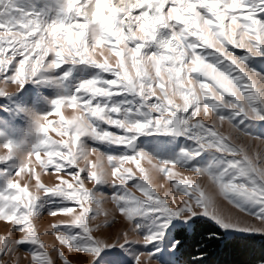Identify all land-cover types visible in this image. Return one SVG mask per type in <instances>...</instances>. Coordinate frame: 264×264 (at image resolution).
Returning a JSON list of instances; mask_svg holds the SVG:
<instances>
[{
	"label": "snow or ice",
	"instance_id": "6c2138e0",
	"mask_svg": "<svg viewBox=\"0 0 264 264\" xmlns=\"http://www.w3.org/2000/svg\"><path fill=\"white\" fill-rule=\"evenodd\" d=\"M77 3L62 0L61 15L44 22L39 13L18 7L15 0H0V95L11 92L8 85L19 90L38 74L66 63L94 65L113 76L84 79L72 95L53 99L50 112L33 114L34 131L41 138L31 151L21 153L20 145L11 140L0 145L9 150L0 155L4 165L0 168V221L11 222L12 230L0 237V264H20L21 258L28 264H73L62 248L52 249L56 258L50 255L38 235L36 225L43 218L40 201L48 195L67 202L48 215L73 216L69 223L53 224L52 228L59 244L74 251L78 264H123L120 249L134 241L145 246L159 241L177 217L187 221L205 215L224 229L264 235V153L253 150L250 154L230 135L218 132L215 120L208 124L197 119L201 112L211 113L221 124L227 121L236 133L264 142V135H254L260 133L264 121V72L248 63L249 58L264 57V0H135L120 5L111 0H94L93 5L92 0H85L79 7ZM134 8L140 9L138 15H132ZM229 45L243 49L244 54L235 55ZM100 46L114 55L115 63L102 51L101 59L94 58ZM9 48L11 54L6 55ZM205 49L219 58L209 61L202 54ZM16 57L21 58L13 63ZM224 61L228 62L226 69L219 66ZM122 92L141 98L135 112L94 102ZM177 97L181 103L176 102ZM62 106L75 111L68 119L61 115L56 129L61 139L53 140L47 135L48 116L60 114ZM100 123L114 126L122 135L101 129ZM145 133L184 136L193 144L173 158H158L134 148L138 136ZM84 137L123 145L130 151L106 154L86 144ZM205 152L217 161V167L202 165L199 158ZM17 155L18 160L12 161ZM142 159L150 167H143ZM128 163L136 165L139 175L125 166ZM177 168L207 177L212 188L174 172ZM50 169L56 175L43 182L41 172ZM153 172L164 174L181 196L169 199L165 193L162 197L151 183ZM22 173L26 175L22 177ZM22 180H34V185ZM86 181L93 182L92 188L85 186ZM129 181L135 182L133 186L142 196L129 190ZM105 184L117 189L111 201L131 232L138 235L140 225L135 220L148 214L154 217L157 229L142 239H131L128 230L106 232L115 221L106 212L103 223L90 227L89 221L103 211L106 196L97 188ZM217 196L242 215L221 207ZM72 228L81 232L72 233ZM14 233L19 236L13 238ZM177 244L179 241L173 247ZM22 246H31L30 258L20 252ZM157 251L136 253L133 264H149Z\"/></svg>",
	"mask_w": 264,
	"mask_h": 264
},
{
	"label": "rangeland",
	"instance_id": "374dc122",
	"mask_svg": "<svg viewBox=\"0 0 264 264\" xmlns=\"http://www.w3.org/2000/svg\"><path fill=\"white\" fill-rule=\"evenodd\" d=\"M15 2L17 3L18 7H21L26 11L39 13L41 20L44 22L56 19L61 15L59 10L62 6V0H15ZM133 2H135V0H111V3L113 5H120L121 3L128 4ZM82 4H85V0H78L77 7ZM92 4L94 5V0H92ZM168 6L169 5L165 6V10ZM84 10L89 11L90 9L85 8ZM139 11V8H134L132 10V15H138ZM105 14H107V12H105ZM261 18H264V14H261ZM228 49L230 51H233L237 56L244 54L243 49L234 48L231 45L228 46ZM101 51L106 57L109 58L111 63H115L114 55L109 53L108 49L104 46H100V48L95 53H93L94 58L101 59ZM211 52V49H205L203 50L202 54H205L209 61L215 62L219 57L210 55ZM10 54L11 49L9 48L6 55ZM20 58L21 57L14 58L13 63L18 62ZM49 59H51V57ZM248 63L250 67L264 72V57L249 58ZM219 66L226 69L228 66V62L224 61ZM64 73H67V75L65 76ZM9 74H11V65H9ZM47 76L53 77L54 80L45 79L44 77ZM93 77H98L100 79L113 78L111 73H104L101 69L94 65H73L71 63H66L60 68L51 69L42 74H38L32 80L26 82L19 90H15V85H8L7 90L11 92L8 95H0V145H3L11 140L13 143L20 145L19 151L21 153H27L31 151L33 145H35L41 138L40 134L34 131L32 118L33 114L42 115L50 112L54 107L51 104V101L53 99L59 96L72 95L78 87V84L82 80ZM101 101L110 104H117L122 108V110L132 109L133 112H135V110L139 108L142 103L139 96L127 92H122L121 94L114 95L111 98H97V100L94 102ZM176 102L181 103L182 101L179 97H177ZM74 111L75 110L70 107L62 106L60 114L52 112L51 115L48 116V120L51 121V126L47 135L53 140L61 139L59 132L56 131L58 127L57 122L60 120L61 115L65 119H68L71 117ZM114 118L118 117L114 116ZM197 119L204 120L208 124H211L212 121L215 120L216 130L218 132H221L225 135H230L231 139L234 140L238 145L245 146L246 150L250 154L253 152V150L259 153H264V142L250 140L248 137L236 133V131L232 128L231 125L227 123V121L221 124L213 114L209 113L208 115H205L203 112L198 115ZM99 127L101 129L107 128V130L109 131L116 132L118 135H122V132L116 129L114 126L100 123ZM260 129V133L257 132L254 133V135H264V121L260 122ZM83 139L86 144L94 146L106 154L120 155L125 153L126 151H130L123 145L97 142L88 137H84ZM262 139H264V137H262ZM192 144L193 142L187 140L184 136L145 133L138 136L134 144V148L137 150L147 151L158 158H173L179 154L182 148H189ZM7 151L9 150L0 147V155H4ZM41 158H44L43 153L41 154ZM32 159L35 160V157H33ZM90 159H94V157H90ZM199 159L201 160L202 165L211 167L218 166L217 161L212 158L208 152L203 153ZM17 160L18 155L12 158V161ZM12 161H10V163ZM80 164L81 166H84L83 161H81ZM141 165L145 168L150 167L147 161L143 159L141 160ZM125 166L132 167L133 171L137 175H139V171L134 163H128ZM2 167H4V165L0 164V168ZM29 167H31V165ZM37 171H40L39 167H37ZM174 172L180 173L182 174V176H187L192 180L198 181L202 186L212 188L210 182L205 176L197 177L193 172H190L188 170H181L178 168L174 169ZM21 175L22 177H24L26 174L22 173ZM55 175L56 174L54 173V171L50 169L47 173L41 172V179L43 182L47 183ZM83 175L84 174L82 173V176ZM65 178L71 179L67 175H65ZM23 182H29L30 185H34V180H22V183ZM92 183L93 182L91 181H86L85 186L87 188H92ZM134 183V181L128 182L129 190L136 196H142L143 194L133 186ZM151 183L153 184L155 190L162 197L165 195V193L168 194L169 199H171L173 196H176L177 198L181 196V194L176 192L173 188L172 182L162 173L153 172ZM30 190L34 189L30 187ZM97 191L103 193L106 196V199L101 205L103 209L101 214L96 216L94 220L89 221L90 227H94L97 223H103L105 220L104 213L106 212L108 213L107 218L109 220H112L113 216L115 217V221L112 223L111 227L105 229L106 232L115 233L117 231L128 230L131 239H142L146 233L157 229V224L154 217L151 214H148L138 217L135 220V223L140 225L138 235L135 232H131L130 225L116 209L115 204L111 201V195L115 193L117 189L105 184L103 186H98ZM217 201L221 207H224L231 213L242 215L238 212L237 209H234L231 205H228L227 201H225L222 196H217ZM66 203L67 202L63 201L60 197L57 196L48 195L43 197V199L40 201V211L43 218L39 220L36 226L38 229V235L41 236V239L48 247L50 255L56 258V254L54 251H52V249L62 248L65 251L68 259H70L73 264H78L79 258L75 255L74 251L68 249L67 245L59 244V241L57 240L58 233L52 228L53 224L69 223L73 219V216L71 214H58L57 217L52 218L50 215H48L49 211L66 206ZM68 206L73 205L71 204V202H68ZM252 210L255 209L253 208ZM76 211H79L78 207L76 208ZM200 218H204L205 220L214 223L219 228V230L222 231V234H224L225 237H231L236 234H248L246 232L238 231L235 229H224L220 227V225L212 218L205 215H196L187 221L177 217L171 220L167 229L164 231L162 239H160L159 241H155L147 246H145L142 242L134 241L126 244L123 249H120V252L123 254V264H133V258L136 253H146L153 251L154 249H159V251L155 253L153 261H150L149 264H184L179 259L177 245L173 247L174 242L177 241L174 237V233L177 229L184 228L186 233L189 235L194 229L193 226L195 221ZM69 231L72 233L81 232L79 228H72ZM11 232V222L0 221V237L9 235ZM12 235L13 238H17L19 236V233H14ZM103 251L111 252L112 249H104ZM20 252L22 254L28 253L30 258L31 246H22ZM20 264H28V260L21 258ZM58 264H62V262L58 261ZM258 264H261V262Z\"/></svg>",
	"mask_w": 264,
	"mask_h": 264
},
{
	"label": "trees",
	"instance_id": "16d2710c",
	"mask_svg": "<svg viewBox=\"0 0 264 264\" xmlns=\"http://www.w3.org/2000/svg\"><path fill=\"white\" fill-rule=\"evenodd\" d=\"M189 235L184 228L174 237L179 259L184 264H258L264 259V236L236 234L225 237L204 218L197 219Z\"/></svg>",
	"mask_w": 264,
	"mask_h": 264
}]
</instances>
